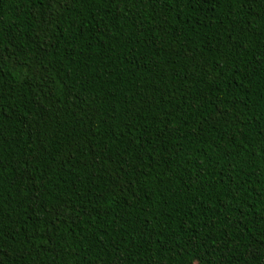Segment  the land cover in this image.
<instances>
[{
    "label": "trees",
    "instance_id": "16d2710c",
    "mask_svg": "<svg viewBox=\"0 0 264 264\" xmlns=\"http://www.w3.org/2000/svg\"><path fill=\"white\" fill-rule=\"evenodd\" d=\"M0 264H264V0H0Z\"/></svg>",
    "mask_w": 264,
    "mask_h": 264
}]
</instances>
